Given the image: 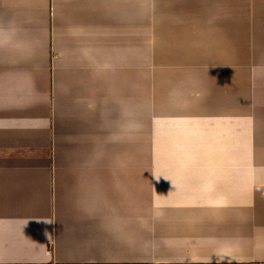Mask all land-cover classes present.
I'll return each instance as SVG.
<instances>
[{"label":"crops","instance_id":"obj_1","mask_svg":"<svg viewBox=\"0 0 264 264\" xmlns=\"http://www.w3.org/2000/svg\"><path fill=\"white\" fill-rule=\"evenodd\" d=\"M0 264H264V0H0Z\"/></svg>","mask_w":264,"mask_h":264},{"label":"rangeland","instance_id":"obj_2","mask_svg":"<svg viewBox=\"0 0 264 264\" xmlns=\"http://www.w3.org/2000/svg\"><path fill=\"white\" fill-rule=\"evenodd\" d=\"M150 35V24L148 23H144V36H149ZM207 63H208V70H213L215 66H217V68H221L224 66H227L229 64L233 65V69L236 70V56L234 57H220V56H207ZM232 60V62H231ZM150 64V60L148 61L147 65L149 67ZM145 69V67H144ZM228 69L227 68H223L222 70H220V72H226ZM244 71L246 72V78L248 80V67L246 66V68L244 69ZM228 77V76H227ZM226 77V78H227ZM210 79V78H208ZM214 81H221V84L225 86V81L222 82V79L220 78H213ZM149 72H147V70H144L143 72V90L144 93L147 94L148 97H144L145 101L147 102V105L150 106V100H149V96H150V86H149ZM211 83V82H209ZM245 84L247 85V83L245 82ZM247 88V86H246ZM145 147V145H144ZM145 148H148L147 145ZM149 151L148 150H144V158H149Z\"/></svg>","mask_w":264,"mask_h":264}]
</instances>
